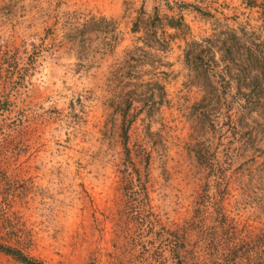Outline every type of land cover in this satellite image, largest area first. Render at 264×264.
Returning <instances> with one entry per match:
<instances>
[{
  "label": "rangeland",
  "instance_id": "obj_1",
  "mask_svg": "<svg viewBox=\"0 0 264 264\" xmlns=\"http://www.w3.org/2000/svg\"><path fill=\"white\" fill-rule=\"evenodd\" d=\"M250 58L264 0H0V244L43 264H225L205 233L224 221L254 244L237 263L264 264Z\"/></svg>",
  "mask_w": 264,
  "mask_h": 264
},
{
  "label": "trees",
  "instance_id": "obj_2",
  "mask_svg": "<svg viewBox=\"0 0 264 264\" xmlns=\"http://www.w3.org/2000/svg\"><path fill=\"white\" fill-rule=\"evenodd\" d=\"M246 63L249 67V71H253V72H257L258 75L255 76L254 80H256V78L258 79L259 76H264L263 72H264V61L260 62V61H256L257 64H253V60L247 59ZM147 83L150 85V92L156 91L160 89L161 94H164L163 88L162 86H160V84H158L156 81H151V80H147ZM157 84L156 87L155 85ZM210 94H212L213 98L212 101L215 102L216 99L219 101H222L221 99H223L224 101L228 102L226 99V95L224 94L223 96H221V92L219 93V90H217L216 88H211L210 90ZM251 93L246 94L245 92H241L240 93V98H238L242 103V102H252L254 101V97L250 96ZM249 96V97H247ZM223 102V101H222ZM224 103V102H223ZM241 105V104H240ZM242 106V105H241ZM243 107V106H242ZM121 119H122V126L124 128L128 127L129 124L131 123V119L129 117H127V114H125V110L121 109ZM247 122V121H246ZM246 132V131H245ZM248 135V132L246 133ZM250 135L254 138L255 141L257 142H262L263 144L259 145V143H256L257 146L262 147L261 149H264V140L258 136L255 139V136H253V133L251 132ZM249 136V135H248ZM243 145V150L245 151V153H240L239 155H241L245 160L247 161V163H251V161L254 159L256 160V154L254 152H251V147L248 148V142L247 140H243L242 142ZM252 144V143H251ZM252 147H256L255 144H252ZM251 146V145H250ZM252 171V170H250ZM259 199L262 201L263 198V194H260ZM5 219L7 220L8 217H5ZM224 221L219 222L218 226H215L214 228L211 227L209 230H207L205 233H208V236L210 237V246L212 251L215 250L216 252H218V246H221V256L223 257V260L225 261V264H238L236 259L238 258H245L244 255H246L247 251L249 248H251V246H253L254 244L247 241V239L241 238L240 236H236L235 235V230L232 228H229L226 224L223 223ZM226 225V226H224ZM219 227H223L221 232L218 233ZM221 229V228H220ZM216 239L218 241V245H216ZM257 240L260 241V243L262 245H264V233L260 235V237H257ZM0 250L5 252L6 254L11 255L13 258H15L18 261H21L25 264H43L40 261H37L33 258L28 257L26 254H24V252L19 249V248H14V247H10L8 245H4V244H0Z\"/></svg>",
  "mask_w": 264,
  "mask_h": 264
}]
</instances>
